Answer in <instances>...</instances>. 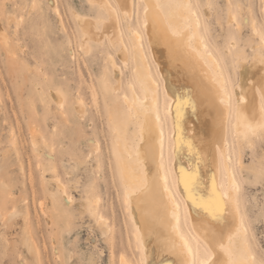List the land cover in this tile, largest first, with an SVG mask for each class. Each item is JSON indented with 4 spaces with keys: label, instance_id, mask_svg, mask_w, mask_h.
Wrapping results in <instances>:
<instances>
[{
    "label": "rangeland",
    "instance_id": "rangeland-1",
    "mask_svg": "<svg viewBox=\"0 0 264 264\" xmlns=\"http://www.w3.org/2000/svg\"><path fill=\"white\" fill-rule=\"evenodd\" d=\"M108 1L129 43V27L141 20L143 1L132 0L130 18L122 16L115 0ZM190 6L198 10L206 39L223 66L232 130L236 51L248 60L254 54L264 58V0H190ZM229 14L235 18L229 20ZM78 16L106 20L107 12L88 0H0V264H120L121 258L142 264L115 166L110 119L126 121L130 82L138 90L139 85L108 35L101 42L83 40ZM110 57L120 68L118 76ZM229 139L226 163L239 185L238 215L246 227L251 262L262 264L264 130L252 135L250 143H238L233 132ZM55 178L70 202L65 203ZM219 178L225 183L222 155ZM175 195L180 197L177 190ZM88 199L96 201L99 214L85 210ZM183 217L187 239L208 253L188 214Z\"/></svg>",
    "mask_w": 264,
    "mask_h": 264
},
{
    "label": "bare ground",
    "instance_id": "bare-ground-1",
    "mask_svg": "<svg viewBox=\"0 0 264 264\" xmlns=\"http://www.w3.org/2000/svg\"><path fill=\"white\" fill-rule=\"evenodd\" d=\"M142 1L141 20L129 27V43L110 1L88 0L105 8L106 20L78 16L83 40L101 42L103 35H108L110 44L118 45V57L128 63L139 85L138 90L130 82L131 97H125L126 121L116 123L115 118L110 119L116 135L115 166L140 244L141 262L255 264L251 262L246 227L238 215L235 192L239 185L226 160L230 132L238 143H250L252 135L264 130V106L259 98L264 101V58L254 54L248 60L236 51L238 83L233 129L229 130L230 92L198 10L190 6V0ZM115 2L123 17L132 16V0ZM206 13H210L208 8ZM229 17L233 20L235 14ZM249 24L256 33L253 18ZM110 64L118 76L120 68L112 57ZM53 96L59 97L55 92ZM129 122L132 131L128 135ZM220 155L224 158L225 183L219 178ZM54 180L65 203L70 202L71 197L59 184L62 181ZM213 180L223 200L222 213L215 206ZM176 190L180 197L175 195ZM84 208L99 214L96 201L88 199ZM183 214H188L193 231L205 241L208 253H202L199 245L187 239L182 229ZM120 264H127L125 258Z\"/></svg>",
    "mask_w": 264,
    "mask_h": 264
},
{
    "label": "snow or ice",
    "instance_id": "snow-or-ice-1",
    "mask_svg": "<svg viewBox=\"0 0 264 264\" xmlns=\"http://www.w3.org/2000/svg\"><path fill=\"white\" fill-rule=\"evenodd\" d=\"M179 119H180V112L177 111V121H179ZM177 127H179L178 123H177ZM186 187H187V185H186ZM213 191L215 193V201H214L215 206H216L217 210L222 213L223 207H224L223 200L220 197L219 193L215 191L214 180H213ZM262 264H264V262H262Z\"/></svg>",
    "mask_w": 264,
    "mask_h": 264
}]
</instances>
